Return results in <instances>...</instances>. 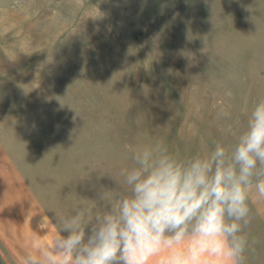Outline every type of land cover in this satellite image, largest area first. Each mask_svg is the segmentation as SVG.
<instances>
[{
    "label": "rangeland",
    "instance_id": "rangeland-1",
    "mask_svg": "<svg viewBox=\"0 0 264 264\" xmlns=\"http://www.w3.org/2000/svg\"><path fill=\"white\" fill-rule=\"evenodd\" d=\"M261 96L264 0H0V264L43 216L51 244L57 217L106 210L138 148L234 144ZM261 218L244 264H264Z\"/></svg>",
    "mask_w": 264,
    "mask_h": 264
},
{
    "label": "clouds",
    "instance_id": "clouds-1",
    "mask_svg": "<svg viewBox=\"0 0 264 264\" xmlns=\"http://www.w3.org/2000/svg\"><path fill=\"white\" fill-rule=\"evenodd\" d=\"M243 112L235 143L208 154L181 160L163 144L138 148L120 171L125 193L88 222L82 212L57 217L51 244L43 216L47 234L33 232L21 264H244L253 208L264 217V96Z\"/></svg>",
    "mask_w": 264,
    "mask_h": 264
},
{
    "label": "crops",
    "instance_id": "crops-1",
    "mask_svg": "<svg viewBox=\"0 0 264 264\" xmlns=\"http://www.w3.org/2000/svg\"><path fill=\"white\" fill-rule=\"evenodd\" d=\"M261 218V217H260ZM261 221H262V218H261Z\"/></svg>",
    "mask_w": 264,
    "mask_h": 264
}]
</instances>
